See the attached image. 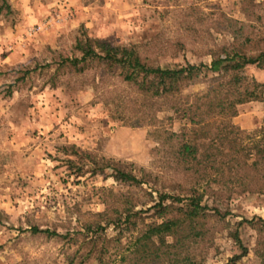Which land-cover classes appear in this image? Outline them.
Here are the masks:
<instances>
[{
	"label": "rangeland",
	"instance_id": "374dc122",
	"mask_svg": "<svg viewBox=\"0 0 264 264\" xmlns=\"http://www.w3.org/2000/svg\"><path fill=\"white\" fill-rule=\"evenodd\" d=\"M84 36L131 47L161 67L207 64L233 51L255 55L264 50V0H0V264H96L102 237L116 232L96 214L104 200L117 206L124 193L143 223L158 222L145 209L156 191L186 196L191 185L210 210L194 235L165 237L156 263L264 264V100L236 104L233 116L212 114L196 132L117 71L94 63L74 71L63 59L78 55L73 43ZM237 74L264 83V65ZM209 76L183 87L179 100L204 93ZM169 132L197 142L218 133L220 153L188 170L175 162ZM70 145L97 161L132 163L134 173L142 167L152 182L128 186L89 164L74 176L65 162L74 159L71 148L62 150ZM96 222L98 234L86 230ZM32 226L68 235L31 233ZM135 234L106 243L115 264H143L132 257Z\"/></svg>",
	"mask_w": 264,
	"mask_h": 264
},
{
	"label": "trees",
	"instance_id": "16d2710c",
	"mask_svg": "<svg viewBox=\"0 0 264 264\" xmlns=\"http://www.w3.org/2000/svg\"><path fill=\"white\" fill-rule=\"evenodd\" d=\"M73 49L78 52V55L63 60L68 62L74 71L80 72L90 63L107 70L117 71L120 79L132 85L139 94L145 96V100L158 104L157 106L160 103L164 104L168 110L179 114L180 118L193 125L196 132L197 129L206 125V118L212 114L225 113L226 116H233L236 104L247 99L264 100V97L254 90V88L264 90V83H257L251 79V83L247 84L237 74V71L245 65L252 64L262 67L264 65V50L258 51L255 55L233 51L230 54L225 53L223 56L212 58L207 64L186 62L183 65L161 67L142 62L131 47L111 45L104 39L88 36L76 38ZM209 73V78L213 83L211 87L204 93L195 95L189 102L179 100V92L183 87L194 83L199 76H206ZM249 85L253 87L251 90H249ZM167 134L177 138L173 151L175 162L184 164L188 170H194L207 161L212 163V155L220 153L215 147L216 140H221V135L218 133H213L208 136L207 140L200 142L178 138L179 134L174 132ZM210 145L215 153L209 151ZM68 148H71L69 152L76 161L67 158L65 162L74 176L83 172L84 164H89L94 168H100V170L109 169L113 180L128 186L138 187L152 182L150 181L151 173L142 167H139L138 172L134 173L135 167L132 163L103 157L97 161L88 152L72 149V145L62 147V150L66 153ZM201 166H205V164ZM188 192L189 195L180 196L156 191L153 203L145 209L152 210L155 218L160 219L158 222L153 220L143 223L141 221L142 209H134L131 197L124 193L119 194L120 201L117 206H112L111 203L104 200V208L96 214L101 217L104 226L111 224L116 232L109 238L102 237V245L93 256L96 264H115L114 258H110L109 254L106 255L108 252L106 243L109 241L116 243L120 240L123 232L132 235L134 231L136 234L132 239V257L137 258L143 264H157L156 258L160 256V246L164 244V238L168 236L182 238L185 234L194 235L195 223H198V219L210 210L207 205L200 204V195L197 194L193 185ZM148 195L151 196L150 192ZM138 224H142L140 228L137 227ZM85 228L86 230L92 228L98 234L103 226L96 222L95 225H86ZM29 231L31 233L40 232L48 236L63 237L68 235V233L59 234L46 228L38 229L34 226L30 227ZM233 239L240 245L236 232L233 233ZM243 252L244 249L240 254L230 257L229 261L235 260ZM118 258L123 261V254H120ZM224 264H228V262Z\"/></svg>",
	"mask_w": 264,
	"mask_h": 264
},
{
	"label": "crops",
	"instance_id": "0c3cea01",
	"mask_svg": "<svg viewBox=\"0 0 264 264\" xmlns=\"http://www.w3.org/2000/svg\"><path fill=\"white\" fill-rule=\"evenodd\" d=\"M13 48V47H12Z\"/></svg>",
	"mask_w": 264,
	"mask_h": 264
}]
</instances>
